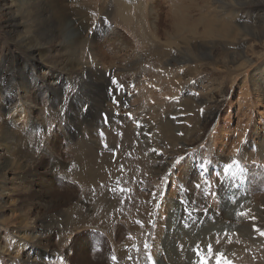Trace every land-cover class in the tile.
Listing matches in <instances>:
<instances>
[{"label":"rangeland","instance_id":"rangeland-1","mask_svg":"<svg viewBox=\"0 0 264 264\" xmlns=\"http://www.w3.org/2000/svg\"><path fill=\"white\" fill-rule=\"evenodd\" d=\"M101 1L67 0L73 10V21L78 22L77 25L68 22V27L61 23L52 6L39 8L37 20L45 29L41 35L49 40L45 38L43 45L36 41L40 50L36 47L34 53L23 45L21 36L10 37L15 26L11 16L21 18L26 11L14 12L17 6L15 0H4L1 5L0 81L8 89L4 86L0 88V264H152L153 261L155 264H174L169 259L167 247L172 250L171 254H182L181 264H264V235H261L264 232V100L258 99L259 87L252 82L254 72L264 65V53L259 63H250L246 71L237 73L235 80L230 79L231 74L223 81L227 71L234 70L242 61L239 59V62L233 63L224 53L241 47L247 50L252 41L245 38L246 29L248 27L252 31L253 24L263 22L264 0H187V3L199 1L200 7L194 8L198 11L186 10L185 14L190 19L202 15L207 18H204L207 24L225 22L234 30L229 39L208 34L205 27L204 34L201 33L197 41L201 40L206 47L197 50L192 48L193 40L185 45L183 40L171 35L176 15L174 4L179 0H125L131 5L127 12H132L133 17L141 21L145 31L153 32L149 53L144 50L136 30L124 21L120 24L122 18L117 13L118 0ZM256 1L258 3H254ZM135 3L146 6L140 8ZM255 20L258 22L255 23ZM79 26L85 27L84 30ZM203 27L204 24H201L200 28ZM64 32L71 39L69 44L75 45L77 41V46L80 41L85 44L76 53L81 61H77L74 67L69 63L71 59L67 56V48H59L60 43L65 41ZM56 38L58 41H55ZM239 39H245L246 44L238 43ZM258 42L253 43L260 46ZM65 44L62 47H66ZM156 46H164L180 58L174 60L170 54L155 57ZM57 50L60 51L58 56ZM182 57L185 58L182 60ZM102 60L105 62L101 63ZM85 61L87 65L93 63L86 66ZM224 61L227 64L223 66ZM41 64L44 69L40 71ZM201 64L205 70L199 72L197 66ZM190 68L192 72L188 73ZM221 82L227 86V92L220 96L218 88L214 89L212 95L215 100L208 101L206 92ZM24 83H30L28 85L32 88L27 95L29 98L22 91ZM33 88H36L35 91ZM115 92L120 93V99L117 100ZM106 94L112 97L113 103H117L119 110L116 113L109 112L106 103L102 104ZM207 121L206 128H202ZM163 124L173 128L174 140L167 136ZM127 126L134 133L130 139L124 135ZM186 129L195 130L187 135ZM18 132L26 133L28 139L22 141ZM78 133V139L96 136L99 152L112 158L113 163L118 159L125 160L117 178L118 182L121 181L117 185V197L122 202L119 201L122 208L127 207L133 212L119 225L116 223L121 232L120 229L118 232L115 229L104 232L91 221L79 219H86L92 213V205L98 200L100 191L79 188V184H75L76 176L70 175L76 168L75 154L81 143L75 137ZM110 134L121 135L114 146L107 142ZM219 137L223 145L215 142ZM93 143L96 145V142ZM169 162L172 163L171 169L166 168ZM190 166L197 167L199 175L188 183L186 173ZM225 174L231 176V181L222 192L216 189L212 179L220 182ZM108 186L109 192L113 193L114 186ZM202 187L205 190L203 201L197 192ZM163 194L173 196L183 206L188 219L219 215L226 224H216L220 228L214 226L215 230L212 228L209 236L219 235V240H205L201 235L195 239L198 242L193 248L185 246V238L158 243L157 235L152 238V234L155 220L163 207ZM136 205L148 208L149 215L144 218L134 207ZM228 218L234 223L227 221ZM245 220L255 231L248 232L241 227ZM148 224L152 231H148ZM118 247L124 251L122 256L118 255ZM184 249L188 251L184 253Z\"/></svg>","mask_w":264,"mask_h":264},{"label":"bare ground","instance_id":"bare-ground-1","mask_svg":"<svg viewBox=\"0 0 264 264\" xmlns=\"http://www.w3.org/2000/svg\"><path fill=\"white\" fill-rule=\"evenodd\" d=\"M4 0H0V8H1V5L3 3ZM17 1V6H15V10L14 12H17V13H21L22 10H25L26 13H24V16H22L21 18H17V17H12L10 19H12V21L14 22L13 26H14V29L12 31V35L13 37H16V36H21L20 39L22 40V43L23 45H25V47L28 48V50H30L31 53H34L36 51V47L39 49L40 46H38L37 44H35L36 41H38L41 45H43L44 43V39L46 38H43L42 37V30H45L43 29V25L41 22H39L37 20V17L40 16V14H38V10H40L39 8L41 7H46L47 5L48 6H52V8L55 10V12L58 14V18L59 20L61 21L62 24H66V27H68V22L70 23H78L77 20L73 21V18H72V9L69 7L71 5L67 4V0H15ZM73 1V0H72ZM101 1V0H100ZM135 1V0H134ZM132 1V2H134ZM231 0H228L227 2H229ZM93 2V1H92ZM102 2V1H101ZM155 2V1H154ZM158 2V1H157ZM188 1L187 0H179L178 2H176L174 4L175 6V11L176 12V15L173 19V25H172V29H171V35H173L174 38H178L179 40H183L184 41V44L185 45H189L190 44V40H193V45H192V48L197 50V48H200L202 49V47H206V45L202 44L201 40L197 41L198 38H199V35L201 33L204 34L203 30L205 29V27L207 28V32L208 34H216L217 36H226L227 38H231L232 37V32H234V30H232V26L229 24V23H225V22H219L218 24H207V20H205L204 18L206 17H203L202 15H200L199 17L197 18H192L190 19L189 16H187L185 14L186 10H193V11H198L194 8H200L199 7V1L198 2H195V3H187ZM262 2V1H261ZM69 3V2H68ZM76 3V2H75ZM95 3V2H94ZM104 3V2H103ZM141 3V2H140ZM140 3H135L136 6L139 5L138 7L142 8L143 6V3L140 4ZM233 3V2H232ZM254 3H258V1L254 2ZM263 3V2H262ZM105 4V3H104ZM107 4V3H106ZM105 4V5H106ZM134 4V5H135ZM155 5V4H154ZM235 5V4H234ZM98 6V5H97ZM103 6V5H102ZM117 13L120 15V17L122 18L120 24H122V22L124 21V23H127V24H130V26H132L133 29L136 30V32L139 34L138 37L139 39L142 41V45L144 44V50L149 53L151 52V47L149 45L150 42L153 41V32H147L145 31L141 21L138 19H136V16L133 17L132 15V9L130 10L131 13L127 12L128 9L131 8V5H128L127 3H125V0H118L117 1ZM146 6V5H145ZM144 6V7H145ZM173 6V8H174ZM232 6V5H231ZM143 7V8H144ZM225 7V6H224ZM236 7V6H235ZM260 7V6H259ZM115 8V6L113 7ZM250 8V7H249ZM264 8V7H263ZM262 8V9H263ZM93 9V8H92ZM116 9V10H117ZM235 9V8H234ZM240 9V8H239ZM242 9V8H241ZM244 9V8H243ZM254 9V8H253ZM260 9V8H258ZM2 9H0L1 11ZM79 11V9H77ZM145 10V9H144ZM252 10V9H251ZM255 10V9H254ZM47 11V10H46ZM106 11V9H105ZM111 11V10H110ZM113 11V10H112ZM134 11V10H133ZM242 11V10H240ZM248 11V10H247ZM135 12V11H134ZM258 12V11H257ZM263 12V10H262ZM41 13V12H40ZM44 13V12H43ZM97 13V12H96ZM113 13V12H112ZM115 13V12H114ZM141 13V12H140ZM146 13V12H145ZM237 13V12H236ZM251 13V12H249ZM259 13V12H258ZM2 14V13H1ZM45 14V13H44ZM49 14V13H48ZM109 14V13H108ZM111 14V13H110ZM137 14V13H136ZM142 14V13H141ZM239 14V13H238ZM22 15V14H21ZM56 15V14H55ZM93 15V14H92ZM112 15V14H111ZM135 15V13H134ZM147 15V13H146ZM192 15V14H191ZM253 15V14H252ZM255 15V14H254ZM1 16V15H0ZM51 17H53L52 15H50ZM87 16V15H86ZM101 16V15H100ZM117 16V15H115ZM249 16V15H248ZM85 17V16H84ZM119 17V16H118ZM142 17V16H141ZM251 17V15H250ZM254 17V16H253ZM101 18V21L103 20L102 17ZM99 18V19H100ZM143 18V17H142ZM146 18V17H145ZM255 18V17H254ZM7 19V18H6ZM39 19V17H38ZM52 19V18H51ZM50 19V20H51ZM116 19V18H115ZM134 19L136 20V22L134 21ZM207 19V18H206ZM253 19V18H252ZM43 20V19H42ZM59 20H57L59 22ZM84 20V19H83ZM145 20V19H144ZM147 20V19H146ZM11 21V20H10ZM91 21V20H90ZM118 21V20H117ZM262 21V20H261ZM49 22V21H48ZM87 22V21H86ZM116 22V21H115ZM119 22V21H118ZM212 22V21H211ZM255 23L258 22V20L254 21ZM11 23V22H10ZM53 23V22H52ZM80 23V22H79ZM6 24V23H5ZM54 24V23H53ZM52 24V25H53ZM60 24V22H59ZM58 24V25H59ZM60 24V25H62ZM119 24V25H120ZM201 24H204V27L203 29L200 28ZM250 24V23H249ZM252 24V23H251ZM77 25V24H76ZM81 25V24H79ZM85 25V24H84ZM92 25V24H91ZM94 25V24H93ZM207 25V26H206ZM244 25V24H243ZM248 25V24H247ZM246 25V26H247ZM49 26V25H48ZM51 26V25H50ZM57 26V25H56ZM86 26V25H85ZM90 26V24L88 25ZM87 26V28H88ZM96 26V25H95ZM126 26V25H125ZM129 26V25H128ZM245 26V25H244ZM64 27V26H63ZM80 27V26H79ZM241 27V26H240ZM53 28V26H52ZM62 28V27H61ZM76 28V27H75ZM82 28V26L80 27ZM85 28V27H84ZM84 28H82L84 30ZM91 28V26L89 27ZM94 28V27H93ZM253 30L251 31L250 28L247 27L246 29V32L245 34L247 35L245 38H248L250 39L252 42L249 43V47L247 48V50L243 49L242 47L240 49H233V50H228L226 51L224 54H225V57H227V59H230L231 62L235 63L237 62L239 59H242V61H240V63L235 66V69L234 70H230V71H227V74H225V78H223V81L226 80V78L229 79V75H231L232 77L230 78L231 80H235V78H237V73H243L244 71L247 70L248 66L250 65V63L252 62H257L259 63V59L263 56V53H264V40L262 41V39H264V20L263 22H259L257 24H253L252 26ZM95 29V28H94ZM59 30V29H58ZM57 30V31H58ZM77 30V29H76ZM86 30V29H85ZM90 30V29H89ZM102 30V29H101ZM56 31V30H55ZM88 31V30H87ZM94 31V30H93ZM54 32V31H53ZM63 32V31H62ZM70 32V31H69ZM92 32V31H91ZM95 32V31H94ZM98 32V31H97ZM96 32V33H97ZM101 32V31H100ZM98 33V34H102V33ZM104 32V31H103ZM237 32V31H236ZM61 33V31H60ZM191 34L190 36L188 34ZM64 35L65 38L63 40L62 43H60L61 47L59 48H67L68 50V58L71 59V61L69 63H71V66L74 67L73 65H75V63L77 64L81 57L77 58L76 57V53H78V50L79 48L82 49V47H84L85 44L82 45L81 41L80 43L78 44V46L76 45H73V44H69V39L70 37L67 36L66 32H64ZM73 34V33H72ZM78 33H76L77 35ZM93 34V32H92ZM152 34V35H151ZM33 37H30L32 36ZM55 35V34H54ZM86 35V33H85ZM88 35V34H87ZM52 36V35H51ZM63 36V37H64ZM83 36V35H82ZM90 36V35H89ZM74 37V36H73ZM76 37V36H75ZM81 37V36H80ZM91 37V36H90ZM93 37V36H92ZM91 37V38H92ZM207 37V36H206ZM18 38V37H17ZM48 38V37H47ZM46 38V39H47ZM85 38V37H84ZM100 38V36L98 37ZM205 38V37H204ZM77 39V38H76ZM86 39V38H85ZM208 39V38H207ZM234 39V37L232 38ZM49 40V38H48ZM71 40V39H70ZM74 40V38L72 39ZM99 40V39H98ZM250 40H247V42H249ZM55 41H58V38L55 39ZM89 41V40H87ZM86 41V42H87ZM213 41V40H212ZM218 41V40H217ZM245 39H239L238 40V43L240 44H246V42H244ZM254 41H259L260 42V46H257V44H254L253 42ZM54 42V40H53ZM93 42V41H92ZM258 42V43H259ZM15 43V41H14ZM49 43V42H48ZM55 43V42H54ZM63 43H66L65 45H67L66 47H62V44ZM96 43V42H95ZM101 43V42H100ZM69 44V45H68ZM81 44V46H79ZM91 44V43H90ZM94 43H92L93 45ZM58 45V44H57ZM56 45V46H57ZM64 45V46H65ZM96 45V44H95ZM104 45V44H103ZM172 45V44H171ZM220 45V44H219ZM222 45V44H221ZM239 45V44H238ZM243 45V46H244ZM47 46H49L47 44ZM46 46V47H47ZM52 46V45H51ZM231 46V45H230ZM58 47V46H57ZM99 47V46H98ZM240 47V46H239ZM260 47V48H259ZM50 48V47H49ZM48 48V49H49ZM138 48V47H137ZM213 48V47H212ZM211 48V49H212ZM224 48V46H223ZM228 48V47H227ZM230 48V47H229ZM25 49V48H24ZM47 49V48H45ZM55 49V48H54ZM88 49V47H87ZM92 49V48H91ZM100 49V48H99ZM121 49V48H120ZM125 49V48H124ZM140 49V48H139ZM231 49V48H230ZM20 50V49H19ZM27 50V49H26ZM40 50V49H39ZM60 50V49H59ZM57 50V53H56V56H58V52L60 53V51ZM64 50V49H63ZM102 50V49H101ZM100 50V52H101ZM122 50V49H121ZM204 50V49H203ZM213 50V49H212ZM216 50V49H215ZM48 51V50H47ZM86 52V49L84 48V50ZM140 51V50H139ZM224 51V50H223ZM28 52V51H27ZM49 52V51H48ZM67 52V51H66ZM65 52V53H66ZM91 53V51H88ZM93 52V51H92ZM98 52V51H97ZM96 51L95 53L98 54ZM121 52V51H120ZM124 52V51H123ZM137 52V51H136ZM212 52V51H211ZM214 52V51H213ZM51 53V52H49ZM62 53V51H61ZM94 53V52H93ZM106 53V52H105ZM198 53V52H197ZM89 54V55H90ZM104 54V53H103ZM107 54V53H106ZM106 54H105V57H106ZM144 54V53H143ZM155 57H162L166 54H170L172 55V57L174 58H180L179 55L177 54H173L172 51L170 50L169 52L165 49V47H161V46H156L155 47V53H153ZM199 54V53H198ZM197 54V55H198ZM219 54V52L217 53L216 52V55ZM235 54V55H234ZM55 55V54H54ZM61 55V54H60ZM59 55V56H60ZM64 55V54H63ZM62 55V56H63ZM194 55V54H193ZM221 56V54H219ZM218 55V56H219ZM32 56V55H31ZM47 56V55H46ZM61 56V58H63ZM80 56H84V55H80ZM91 56V55H90ZM89 56V57H90ZM96 56V55H95ZM103 58L104 55H99V57ZM146 56V55H145ZM144 56V57H145ZM153 56V57H154ZM21 57V56H20ZM33 57V56H32ZM140 57V56H138ZM193 57V56H192ZM15 58V57H14ZM84 58V57H83ZM82 58V60H83ZM87 58V57H86ZM92 58V57H91ZM97 58V57H96ZM102 58H99L102 59ZM124 58V57H123ZM122 58V59H123ZM132 58V57H131ZM146 58V57H145ZM185 57H182V60L184 59ZM190 58V57H189ZM196 58V57H195ZM220 58V57H219ZM25 60V58H23ZM85 59V58H84ZM89 59V58H88ZM125 59V58H124ZM135 59V58H134ZM140 59V58H139ZM19 59H17L18 61ZM34 60V59H33ZM57 60V59H55ZM87 60V59H86ZM95 60V59H94ZM97 60V59H96ZM142 60V59H141ZM215 60H218L215 59ZM224 60V59H223ZM32 61V60H31ZM63 61V60H62ZM81 61V60H80ZM90 61V60H89ZM104 60L101 61V63L103 62ZM125 61V60H124ZM261 61V60H260ZM263 61V60H262ZM261 61V62H262ZM28 62V60L26 61V63ZM59 62V61H58ZM67 62V64H69ZM95 62V61H94ZM105 62V61H104ZM127 62V61H126ZM220 62H221V59H220ZM227 62V61H226ZM225 61L223 63V66L225 64H227ZM239 62V61H238ZM13 63V62H12ZM62 63V62H61ZM86 63V61L84 62V64ZM93 62H90L88 63V65ZM213 63H216L215 66L217 65V62H213ZM211 63V65L213 64ZM264 63V62H263ZM31 64H33L31 62ZM79 64L81 65V63L79 62ZM78 64V66H79ZM97 64V63H96ZM100 64V63H99ZM105 64V63H104ZM115 64V63H113ZM132 64V63H131ZM141 64H142V61H141ZM203 64V62H202ZM198 65V70L199 72H202L204 71V66L203 65ZM257 64V63H256ZM34 65V64H33ZM59 65V63H58ZM66 65V63H65ZM83 65V63H82ZM87 63H86V66H88ZM93 65V64H92ZM111 65V64H110ZM120 65V64H119ZM117 65V66H119ZM253 65V64H252ZM29 66V65H27ZM69 66V65H68ZM98 66V65H96ZM116 66V67H117ZM122 65H120L121 67ZM175 66V65H174ZM173 66V67H174ZM214 66V67H215ZM257 66V65H256ZM255 66V67H256ZM47 67V66H46ZM54 67V66H53ZM62 67V66H61ZM60 67V68H61ZM80 67V66H79ZM82 67V66H81ZM122 67H124L123 69H126L125 66L123 65ZM206 67V66H205ZM219 67V66H218ZM217 67V68H218ZM258 67V66H257ZM25 68V67H24ZM32 68V67H31ZM57 68V67H55ZM77 68V67H75ZM85 68V67H84ZM95 68V67H94ZM119 68V67H118ZM117 68V69H118ZM33 69V68H32ZM43 70L44 67L42 66V64L39 66V70ZM52 69V68H51ZM68 69V68H67ZM71 69V68H69ZM85 69H88V68H85ZM92 66H91V69L92 70ZM116 69V68H115ZM120 69V68H119ZM229 68L227 67V70ZM9 70V69H7ZM40 70V71H41ZM57 70V69H55ZM72 70V69H71ZM82 70V69H81ZM80 70V71H81ZM95 70V69H94ZM93 70V71H94ZM103 70V69H102ZM114 70V69H113ZM216 70V69H215ZM13 71V70H12ZM30 71V70H29ZM34 71V70H33ZM66 71V70H65ZM98 71V70H97ZM96 71V72H97ZM125 71V70H124ZM218 71V70H217ZM243 71V72H242ZM62 72V71H61ZM99 72V71H98ZM108 72V71H107ZM117 72V71H116ZM127 72V71H126ZM192 72V68H190L188 70V73H191ZM29 73V72H28ZM63 73V72H62ZM71 73V72H70ZM119 73V72H118ZM223 74V72H221ZM230 73V74H229ZM6 74V73H5ZM10 74V73H9ZM24 74V73H23ZM49 74V73H48ZM73 74V73H72ZM76 74V73H75ZM84 74V72H83ZM95 74V72H94ZM38 75V74H37ZM85 75V74H84ZM88 75V74H87ZM224 75V74H223ZM10 76V75H9ZM14 76V75H12ZM28 76V75H27ZM30 76V75H29ZM42 76V75H41ZM39 76V77H41ZM61 76V74H60ZM59 76V78H60ZM72 76V75H71ZM90 78L91 75H89ZM98 76V75H97ZM103 76V75H102ZM101 76V77H102ZM253 78H252V82H256V86L257 88L259 87L258 89V94H257V97L258 99L261 101L262 99L264 100V89H263V83L264 82V65L262 64L261 67H259L255 72L254 74L252 75ZM23 77V76H22ZM45 77V76H44ZM43 77V78H44ZM79 77V76H78ZM220 77L222 78L221 74H220ZM17 78V77H16ZM19 78V77H18ZM35 78V77H34ZM42 78V77H41ZM66 78V77H65ZM95 78V77H94ZM10 79V78H9ZM21 79V78H20ZM36 79V78H35ZM103 79V78H102ZM4 80V79H2ZM22 80V79H21ZM20 80V81H21ZM26 80V79H25ZM46 80V79H45ZM66 80V79H65ZM71 80V79H70ZM97 80V79H96ZM95 80V81H96ZM219 80V79H218ZM244 80V79H243ZM8 81V80H7ZM12 81V80H11ZM9 81V82H11ZM32 81V79H31ZM47 81V80H46ZM58 81V80H57ZM56 81V82H57ZM68 81V80H67ZM22 82V81H21ZM26 82V81H24ZM39 82V81H38ZM103 82V81H102ZM105 82V80H104ZM8 83V82H7ZM12 85L14 86L15 83H13V81L11 82ZM9 83V84H11ZM20 83V82H19ZM49 83V82H48ZM91 83V82H90ZM25 86L24 88L22 89L23 93L26 95H29V91H30V86L28 84L30 83H24ZM52 84V83H51ZM105 84V83H104ZM50 84H48L49 86ZM56 85V84H55ZM5 87V84L3 85L2 84V81H0V88L1 87ZM16 86V85H15ZM19 86V85H18ZM9 87V86H8ZM42 87V86H41ZM7 88V87H5ZM5 88L3 90H5ZM17 88V87H16ZM22 88V87H20ZM49 88V87H47ZM65 88V87H64ZM218 88V92H219V95L220 96H223L226 92H227V86L224 84V82H221L219 84V86L217 87H211L209 88V90L206 92V97L208 98V101H214L215 100V97L212 95L215 90L214 89H217ZM8 89V88H7ZM32 89V88H31ZM34 89V88H33ZM36 89V88H35ZM34 89V91H35ZM53 89V88H52ZM51 89V90H52ZM13 90L16 92V90L13 88ZM42 90V88H41ZM46 90V89H44ZM43 90V91H44ZM64 90V89H63ZM122 90V89H121ZM32 91V90H31ZM50 91V90H49ZM55 91V90H54ZM206 91V90H205ZM12 92V91H11ZM10 92V93H11ZM37 92V91H36ZM35 92V93H36ZM48 92V91H47ZM56 92V91H55ZM66 92V91H65ZM230 92V91H229ZM246 92V91H245ZM244 92V93H245ZM13 93V92H12ZM22 93V95H24ZM41 92H39V95H40ZM46 93V92H45ZM59 93V92H58ZM116 93V92H115ZM5 94V93H4ZM16 94V93H15ZM38 94V93H37ZM57 94V93H56ZM60 94V93H59ZM83 94V93H82ZM17 95V94H16ZM35 95V94H34ZM38 95V96H39ZM47 95V93H46ZM117 95V100L120 99V93L118 94V92L116 93ZM3 96V95H2ZM1 96V97H2ZM12 96V94H11ZM15 96V95H14ZM21 96V95H20ZM19 96V97H20ZM41 96V95H40ZM56 96V95H55ZM94 96V95H93ZM6 97V96H5ZM89 97V96H88ZM22 98V97H21ZM24 98V96H23ZM29 98V97H27ZM32 98V97H31ZM35 98V97H34ZM33 98V99H34ZM52 98V97H51ZM192 98V97H191ZM198 98V97H197ZM3 99V98H2ZM16 99V97H15ZM32 99V100H33ZM36 99V98H35ZM34 99V100H35ZM62 99V98H61ZM124 98H122L123 100ZM194 99V98H193ZM217 99V98H216ZM4 100V99H3ZM7 100V99H6ZM9 100V99H8ZM41 100V99H40ZM53 99H51L52 101ZM207 100V99H206ZM11 101V100H10ZM19 101V100H18ZM17 101V102H18ZM39 101V100H38ZM245 101V100H244ZM15 102V101H14ZM55 102V101H54ZM187 102V101H186ZM216 102V101H215ZM35 103V102H34ZM106 103V107L108 105V111L109 112H113V113H116L117 110H119L117 107H116V102L113 103V99L112 97H110V95L106 94L105 97L102 99V104ZM1 104V102H0ZM8 104V103H7ZM13 104V103H11ZM187 104V103H185ZM210 105V104H209ZM215 105V104H214ZM219 105V104H217ZM4 106V105H2ZM8 107L10 105H7ZM12 106V105H11ZM21 107V105L19 106ZM7 108V107H6ZM12 108V107H11ZM78 108V107H77ZM76 108V109H77ZM105 108V107H104ZM214 108V107H213ZM106 109V108H105ZM10 110V109H9ZM19 110H21V108H19ZM212 110V109H211ZM28 111V110H27ZM214 112V111H213ZM210 113V112H209ZM87 116V115H86ZM215 116V115H214ZM73 124V123H72ZM77 124V123H76ZM208 124V121L204 124V126L202 128H206ZM163 130L166 132L167 136L170 137L171 140H174L176 138V136L174 135L173 133V128L168 125V124H163ZM78 126V124H77ZM82 126V125H81ZM79 127V126H78ZM77 127V128H78ZM86 128V127H85ZM76 129V127H75ZM195 129H186V133L187 135H189V131H194ZM124 135L127 139H130V137L134 134L133 133V130L131 127L127 126L126 129L124 130ZM202 132L204 131L201 130ZM200 131V132H201ZM21 132V131H20ZM71 132V130H70ZM220 132V131H219ZM19 133V132H18ZM90 134V133H89ZM22 141H25L27 138L26 136V133L25 135L23 133H19ZM30 135V134H29ZM28 135V136H29ZM79 135L80 133L77 134V136H75L77 139L79 138ZM82 135V134H81ZM86 135V134H85ZM83 136V135H82ZM200 136V135H199ZM19 137V138H20ZM121 135H114V134H110V136L108 137V144H110V146H114L116 145L117 141L120 139ZM124 137V138H125ZM193 137V136H192ZM75 138L74 142L77 141V139ZM31 140V139H30ZM29 140V141H30ZM191 140V139H190ZM78 142H81L79 146V151L75 154L77 156V160H76V163H75V166L76 168H74V170H72V172L70 173V175H75L76 178V185H78L79 188H82L84 189L85 191H100V193L98 195L99 198L98 200L96 201L95 204H93V209H92V213H90V215H88V217L86 219H83L82 217H79L80 221H91L93 223V225L95 227H99V229L101 230H104V232H106V230L108 229H115L116 232L119 231L120 229V232H121V228L118 226L120 224V222L122 220H125V218L130 215L133 211L128 209L127 207H124L122 208V204L119 203V201L121 202V200H119V198L117 197V194L119 192V188L117 187V185H119L121 183L117 181V178L118 176L120 175V168H121V164H124L125 163V160H121V159H118L117 162H112V158H109V157H106V155H103V153L99 152V149H100V145L98 144L99 140L98 138L95 136L94 138L91 136L90 139H87L85 138L84 136L81 137V139H78ZM93 142H96V145L93 143ZM215 142H219L220 145H223V140H220V137L217 138L215 140ZM263 142V139L262 141ZM183 143V142H182ZM264 143V142H263ZM224 148V147H223ZM73 148L72 149H69V152L71 151L72 152ZM263 152V151H262ZM260 153V152H259ZM253 155V154H252ZM263 156V154H260ZM213 158V157H212ZM216 159V158H214ZM121 160V161H120ZM168 164V163H167ZM171 162H169L168 166L166 167L167 169H171L170 166H171ZM195 164V163H194ZM198 165V164H197ZM196 165V166H197ZM128 169L129 168V165L127 166ZM197 168V167H196ZM196 168H192V166H190V169L188 170V172L186 173L187 175V182L188 183H191L195 178H198L197 176L199 175L196 171H198ZM115 174H118V175H114L113 173ZM134 175H136L135 172H133ZM67 176V175H66ZM74 176V177H75ZM69 177V176H68ZM67 177V178H68ZM214 177V175H213ZM230 177L229 175H224L222 180L220 182H216V180H214V178L212 179L213 180V183H215L216 185V189H218L219 191H222V192H225L224 190L230 185ZM70 178V177H69ZM173 178V177H172ZM233 178V177H232ZM156 181L157 179H159V177L155 178ZM174 179V178H173ZM217 179V177H216ZM61 181V180H60ZM233 183V182H232ZM231 183V184H232ZM159 184V183H158ZM208 184V183H207ZM234 184V183H233ZM107 185V186H106ZM108 185H112L114 186L113 188V193H110L109 192V186ZM204 185V184H203ZM104 186L105 189H104ZM208 186V185H206ZM98 188V189H95V188ZM194 188V187H193ZM213 188V187H212ZM91 189V190H90ZM104 189V191H103ZM207 189V188H206ZM230 189V188H229ZM80 190V189H79ZM191 190V189H190ZM116 191V192H115ZM177 191V190H176ZM227 191V190H226ZM197 192L199 194H201V197H199V199L201 198L202 200V194L204 195V188L202 187V189H200L199 191L197 190ZM173 193V192H172ZM177 193V192H175ZM86 194V193H85ZM226 194V193H225ZM102 195V197H101ZM164 195V194H163ZM174 195V194H172ZM171 195V196H172ZM176 195V194H175ZM235 195V194H233ZM235 197V196H234ZM260 197V195H259ZM189 198V197H188ZM222 199V198H221ZM224 199V198H223ZM235 199V198H234ZM164 202H163V207L160 209V213L158 215L159 218H156L155 220V227L153 229V234H152V238H153V235H157L156 236V239L158 237V243H161L162 240L166 243H171V242H175L177 239L181 240L182 238H185V241L187 243H185V246L187 247L188 245H191L192 248H193V245L195 243H197L198 241H196L195 239H197L198 237H200L201 235H203L202 238H204L205 240L207 239H213L215 241L219 240L220 236L219 235H216L214 237H209L211 236V230L212 228L215 230L214 226L216 224H221L224 223L222 222L220 219L221 217L219 215H214L212 214L210 217H192L190 219L186 218V212L183 210V206L180 205L179 202H177V200H175V198L172 197H169L167 195H164V198H163ZM203 201V200H202ZM222 201V200H221ZM258 201V200H257ZM223 202V201H222ZM230 202V201H229ZM122 203V202H121ZM201 203H204V202H201ZM216 203V202H215ZM234 203V202H233ZM222 204V203H221ZM224 205H226L225 203H223ZM258 204H259V201H258ZM142 205V204H141ZM223 205V206H224ZM229 205V204H228ZM228 205L226 207H228ZM233 205V204H232ZM262 205V203H261ZM204 206V205H203ZM222 206V207H223ZM136 208L137 211L140 210L139 214L143 215L144 218L146 215H149V209L148 208H145L144 206L142 207H138V205L134 206ZM225 208V206H224ZM110 209H114V211H111ZM225 210V209H224ZM227 210V209H226ZM225 210V211H226ZM228 211V210H227ZM230 211V210H229ZM89 213V212H88ZM230 213V212H229ZM232 213V212H231ZM203 214V213H202ZM83 216V215H82ZM155 216V215H154ZM224 216V215H223ZM228 216V215H227ZM225 218H226V214H225ZM224 219V218H223ZM237 219V218H235ZM107 220V221H106ZM227 221H229L231 224H233L234 222L232 221V219L228 218ZM246 221V220H245ZM243 222L244 224H242L241 227H243L245 229V231H250V232H253L255 230H253L251 228V223H249V221H246V222ZM116 223H118V225H116ZM150 223V221H149ZM262 223V222H261ZM226 224V223H224ZM238 227V225H236ZM217 227L218 229L220 227L218 226H215ZM226 227V226H224ZM255 228V226H254ZM147 229L148 231H152V228L150 227V224L147 225ZM167 229V231H166ZM257 229V228H256ZM222 230V229H221ZM242 230V229H241ZM259 231V230H258ZM115 232V234H116ZM119 232V233H120ZM113 233V232H112ZM217 234V233H216ZM249 234V233H248ZM117 238V237H116ZM188 238V240L186 239ZM201 238V239H202ZM210 239V240H211ZM178 240V241H179ZM184 241V242H185ZM200 241V239H199ZM183 242V243H184ZM210 242V241H209ZM230 242V241H229ZM176 244V243H175ZM230 245V244H229ZM190 246V247H191ZM225 246V245H224ZM176 248H178L176 246ZM191 248V249H192ZM231 248V247H230ZM118 249V255L119 256H122L124 251L120 250L119 247L117 248ZM173 249V248H172ZM186 249V248H185ZM184 249V250H185ZM167 250V254L169 255V259H171L172 263L174 264H181L182 262V259H181V256L182 254L179 256V255H174L173 253L171 254L172 250L170 248H166ZM183 252H187L186 250ZM7 251V250H6ZM192 251V250H191ZM193 252V251H192ZM180 253H182L180 251ZM183 253V254H184ZM177 254V253H176ZM190 254V253H189ZM192 257V256H191ZM191 259V258H190ZM191 261V260H189ZM195 262V261H194ZM188 264V263H187Z\"/></svg>","mask_w":264,"mask_h":264},{"label":"snow or ice","instance_id":"snow-or-ice-1","mask_svg":"<svg viewBox=\"0 0 264 264\" xmlns=\"http://www.w3.org/2000/svg\"><path fill=\"white\" fill-rule=\"evenodd\" d=\"M197 186H198V185H197ZM241 215H245V213H241ZM253 219H255V218L253 217ZM261 235H264V232H261ZM114 259H115V258H114ZM149 259L151 260V257H149ZM152 264H155V262L153 261Z\"/></svg>","mask_w":264,"mask_h":264}]
</instances>
